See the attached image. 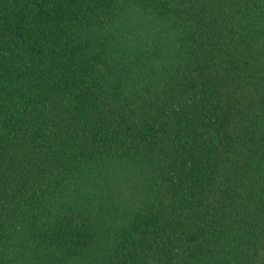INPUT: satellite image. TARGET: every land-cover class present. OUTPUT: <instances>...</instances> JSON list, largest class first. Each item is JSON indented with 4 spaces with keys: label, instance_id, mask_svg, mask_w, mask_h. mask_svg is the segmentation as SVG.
<instances>
[{
    "label": "trees",
    "instance_id": "16d2710c",
    "mask_svg": "<svg viewBox=\"0 0 264 264\" xmlns=\"http://www.w3.org/2000/svg\"><path fill=\"white\" fill-rule=\"evenodd\" d=\"M0 264H264V0H0Z\"/></svg>",
    "mask_w": 264,
    "mask_h": 264
}]
</instances>
